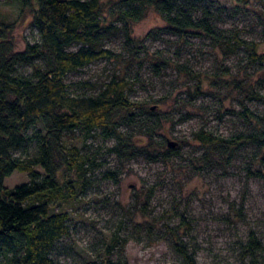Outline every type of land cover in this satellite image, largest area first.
Here are the masks:
<instances>
[{
	"label": "rangeland",
	"instance_id": "rangeland-1",
	"mask_svg": "<svg viewBox=\"0 0 264 264\" xmlns=\"http://www.w3.org/2000/svg\"><path fill=\"white\" fill-rule=\"evenodd\" d=\"M102 1L108 8L119 0ZM211 1L218 29L259 43L258 52L264 53V0H249L245 5ZM20 8L18 0H0V22L13 25L11 39L17 52L39 40L30 16L21 15ZM105 19L104 25L112 20L107 14ZM112 27L104 30L102 42V48L111 52L110 59L70 73L65 80L69 91L76 96L94 95L116 76H125L132 82L127 91L130 100L146 107L158 105L159 117L171 120L165 122L158 141L185 143L168 161L153 163L146 155L121 162L109 151L114 142L99 136L78 141L94 163L80 197L62 207L72 219L70 234L58 242L54 258L59 264L100 261L117 235L125 245L112 251L109 257L115 261L184 264L173 251L167 231V227L179 228L184 217L191 230L178 234L196 253L197 264H264V252L251 261L241 248L250 231L264 245V182L252 174L264 170L258 164L259 153L251 145L244 146L228 161L204 164V149L193 139L200 130L223 138L249 133L255 125L249 113L264 121V104L246 98L251 88L264 96V64L250 62L244 49L223 57L202 36L182 44L161 31L165 23L152 10L139 22ZM157 63L160 67L152 66ZM175 63L204 77L203 94L192 95L193 82L176 72ZM158 100L161 104L154 103ZM28 180L27 174L15 172L4 184L13 189ZM135 222L153 224L154 236L136 234ZM0 264H5L1 256Z\"/></svg>",
	"mask_w": 264,
	"mask_h": 264
},
{
	"label": "trees",
	"instance_id": "trees-1",
	"mask_svg": "<svg viewBox=\"0 0 264 264\" xmlns=\"http://www.w3.org/2000/svg\"><path fill=\"white\" fill-rule=\"evenodd\" d=\"M232 1L241 5L249 2ZM18 2L21 15L27 12L30 16L39 40L17 52L11 39L13 25L0 22V256L5 264H59L54 258L56 247L69 236L72 221L62 207L80 197L94 163L83 147H78V141L99 136L114 142L109 151L119 161L146 155L153 163L168 161L185 143L180 141L171 149L167 146L169 139L158 141L165 122L171 120L159 117L158 105L146 107L144 102L130 100L127 91L132 82L125 76H116L94 95L71 94L65 83L70 73L110 59L111 52L102 48L104 30L113 28V23L129 26L139 22L152 10L165 23L161 31L182 44L190 37L202 36L221 56L236 55L244 49L254 64H264V53L258 52L259 43L218 29L211 0H119L108 8L102 0ZM105 14L112 19L108 25H104ZM73 46L80 48L73 51ZM174 68L193 82L192 95L203 94L202 75L186 65L175 63ZM246 93L247 99L264 104V96L254 89ZM154 103L161 104L159 100ZM249 115L255 122L249 133L229 138L205 130L194 134L193 139L204 149V164L228 161L242 147L251 145L264 169V121ZM15 172L27 174L29 180L8 189L5 180ZM252 174L264 182V170ZM145 206L142 204V208ZM181 220L179 228L167 227L172 249L184 264H197L196 253L178 234L183 231L186 235L191 230L184 217ZM133 229L148 237L155 233L154 225L147 222H135ZM123 245L125 242L114 235L105 256L85 264H128L109 257L114 248ZM241 248L244 258L251 261L264 252L262 241L253 231Z\"/></svg>",
	"mask_w": 264,
	"mask_h": 264
},
{
	"label": "water",
	"instance_id": "water-1",
	"mask_svg": "<svg viewBox=\"0 0 264 264\" xmlns=\"http://www.w3.org/2000/svg\"><path fill=\"white\" fill-rule=\"evenodd\" d=\"M176 145H177L176 142H173V141H170V140L167 141V146H168L169 148H171V149L175 148Z\"/></svg>",
	"mask_w": 264,
	"mask_h": 264
}]
</instances>
